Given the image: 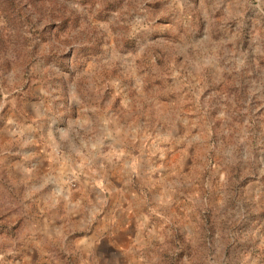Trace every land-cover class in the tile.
Wrapping results in <instances>:
<instances>
[{"label": "rangeland", "instance_id": "1", "mask_svg": "<svg viewBox=\"0 0 264 264\" xmlns=\"http://www.w3.org/2000/svg\"><path fill=\"white\" fill-rule=\"evenodd\" d=\"M0 264H264V0H0Z\"/></svg>", "mask_w": 264, "mask_h": 264}]
</instances>
